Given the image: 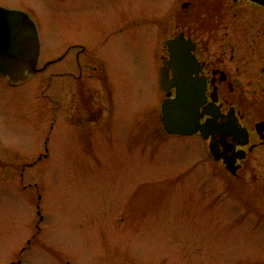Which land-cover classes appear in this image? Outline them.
<instances>
[{
  "label": "rangeland",
  "instance_id": "374dc122",
  "mask_svg": "<svg viewBox=\"0 0 264 264\" xmlns=\"http://www.w3.org/2000/svg\"><path fill=\"white\" fill-rule=\"evenodd\" d=\"M49 4L0 0L6 8L47 11L38 19L31 12L39 68L59 59L68 39L95 43L114 20L84 11L63 23L62 8ZM126 37L111 42L108 60L123 65L117 75L129 80L130 108L151 124L154 113L145 108L157 98L130 65L137 52L126 51ZM88 48L81 61L96 49ZM64 66L58 61L18 84L0 76V264H264V182L260 187L254 169L245 180L233 178L207 163L193 138L165 149L178 164L164 174L161 156L158 163L143 155L150 148L140 156L123 149L131 143L122 136L112 145L87 137L62 119ZM135 89L148 93L135 96Z\"/></svg>",
  "mask_w": 264,
  "mask_h": 264
},
{
  "label": "flooded vegetation",
  "instance_id": "af4514ba",
  "mask_svg": "<svg viewBox=\"0 0 264 264\" xmlns=\"http://www.w3.org/2000/svg\"><path fill=\"white\" fill-rule=\"evenodd\" d=\"M44 1L51 3L47 6L51 11L62 8L63 23H71L91 11L114 19L95 43L85 45L88 43L82 38L68 39L63 43L64 52L59 59L37 66L39 71L35 75L46 72L58 61L65 65L58 75L62 77V119L69 126L85 129L87 137H100L105 142L108 138L111 145L117 136H122L131 143L123 149L137 151L140 156L150 148V153L143 155H148L151 162L161 156L169 166L167 171H162L164 174L171 173L172 163L178 164L170 156L165 158L164 153L169 152L165 149L178 150L182 142L194 138V142L203 145L207 163L218 164L239 180L249 178L254 169L261 187L260 182H264V5L253 0H41ZM17 9L33 19L39 33L32 13L38 19V14L47 11L43 7L38 11L33 7ZM125 36L122 41L127 43L126 51L137 52L130 65H138L140 76L151 85L157 98L154 106L145 108L154 113L151 124L144 123L138 107L130 108L129 80L117 75L123 65H112L108 60L111 42ZM177 36L189 42L190 53L198 63L193 77L204 83L205 101L199 113L200 124H209L206 139L199 132L190 137L168 135L162 125L161 108L166 93L160 86V72L170 58L166 42ZM90 46H95V52L81 61L80 55ZM72 51H77L73 63L68 61ZM168 77H172L171 71ZM176 91L175 86L169 88V98H174ZM133 93L146 96L148 92L135 89ZM125 114L129 117L123 119ZM165 135L171 136L173 142L164 139ZM210 144L214 145L218 160L212 155ZM225 157L235 160V174L226 171Z\"/></svg>",
  "mask_w": 264,
  "mask_h": 264
},
{
  "label": "water",
  "instance_id": "95a60500",
  "mask_svg": "<svg viewBox=\"0 0 264 264\" xmlns=\"http://www.w3.org/2000/svg\"><path fill=\"white\" fill-rule=\"evenodd\" d=\"M264 5V0H253ZM189 42L177 36L166 42L169 60L161 68L160 86L166 93L163 101L162 125L170 135L192 136L197 132L203 139L208 137V123L200 124L199 109L204 104V83L193 77L198 63L191 55ZM40 57V40L34 21L23 11L0 6V75L13 83L23 82L35 75ZM171 71L172 77H168ZM175 86L176 96L169 98V88ZM204 112V111H203ZM215 160V147L210 144ZM235 160L225 157L226 170L235 174Z\"/></svg>",
  "mask_w": 264,
  "mask_h": 264
}]
</instances>
